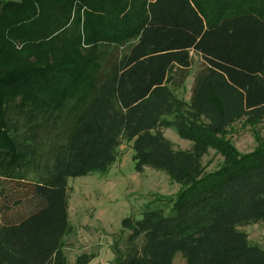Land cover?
<instances>
[{
  "label": "trees",
  "instance_id": "16d2710c",
  "mask_svg": "<svg viewBox=\"0 0 264 264\" xmlns=\"http://www.w3.org/2000/svg\"><path fill=\"white\" fill-rule=\"evenodd\" d=\"M194 55L241 97L249 122L264 117V0H0V264L66 263L68 180L107 173L119 134H141L148 113L128 123ZM106 101L109 113L117 105L110 117ZM169 101L159 116H173L164 124L194 152L142 151L139 136L135 169L166 170L181 188L168 215L123 221L146 242L116 264H173L174 251L187 256L184 246L225 220L264 222V143L241 155L223 138L239 108L215 96ZM204 113L213 123H199ZM209 147L225 162L207 175L200 160ZM41 169L45 177L32 180Z\"/></svg>",
  "mask_w": 264,
  "mask_h": 264
},
{
  "label": "rangeland",
  "instance_id": "374dc122",
  "mask_svg": "<svg viewBox=\"0 0 264 264\" xmlns=\"http://www.w3.org/2000/svg\"><path fill=\"white\" fill-rule=\"evenodd\" d=\"M175 74L176 77L170 76L172 81L165 91L158 93L154 100L138 110L139 117L128 123L130 127L144 120L143 113H148L150 121L142 125L141 134L128 141L120 133L116 150L105 154L111 153L109 159H115L112 164H104L107 173L87 172L68 180L65 195L71 231L63 239L65 264H78L79 261L81 264H116L120 256L130 255L132 246H135L132 243L136 242L132 231L122 226L124 220L141 222L144 213L154 209L164 210L165 215L171 212L180 185L172 181L166 170L146 166L137 171V161L134 159L135 142L139 136L143 139L140 145L142 151L151 148L163 153L167 149L175 153L194 152L192 140L183 138L177 129L164 124V120L171 122L173 116H159L161 107L172 102L170 98L190 105L197 104L199 96L206 99L215 96L227 109L235 105L239 108L237 119L226 128L227 134L223 138L241 155L253 153L264 143V117L254 123L249 122L250 115L245 113L241 97L230 91L224 78L209 70L199 56L194 55L189 71ZM107 101L104 106L110 117L117 111V105L109 113L112 106L108 110ZM198 119L202 124L213 123L209 113L200 115ZM224 158L217 149L209 147L202 155L200 165L205 174H212L224 166ZM87 161H78L82 163L81 168ZM38 173L40 175L33 173L32 180L45 177L44 169ZM239 219L240 216L232 217L223 223H226V227L216 225L206 234L199 235L196 243L184 246L187 256L183 251H174L173 264H264V256L260 261L251 254L253 250L264 252V222L228 227ZM145 242L142 235L136 245L142 248Z\"/></svg>",
  "mask_w": 264,
  "mask_h": 264
}]
</instances>
